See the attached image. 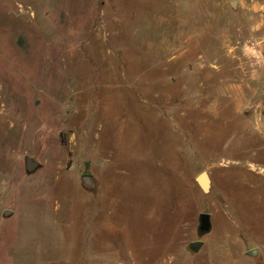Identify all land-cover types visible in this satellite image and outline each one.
Instances as JSON below:
<instances>
[{"label": "rangeland", "instance_id": "obj_1", "mask_svg": "<svg viewBox=\"0 0 264 264\" xmlns=\"http://www.w3.org/2000/svg\"><path fill=\"white\" fill-rule=\"evenodd\" d=\"M260 37L264 0H0V264H264Z\"/></svg>", "mask_w": 264, "mask_h": 264}, {"label": "water", "instance_id": "obj_2", "mask_svg": "<svg viewBox=\"0 0 264 264\" xmlns=\"http://www.w3.org/2000/svg\"><path fill=\"white\" fill-rule=\"evenodd\" d=\"M231 5L233 7H236V1H232ZM39 166H40V162L37 159L33 158L32 156L26 157V169L29 173L35 172L39 168ZM196 180L204 192H209L211 190L212 179L207 170H203L201 173H199L196 176ZM84 181L87 185H90L92 183L90 175H85ZM12 212L13 211L11 209H7L5 210L4 215L8 217L12 214ZM211 228H212L211 214L208 212H202L200 215V226H199L200 231L202 233H207L211 230ZM202 245H203L202 240H196L191 243V247L194 250H199L202 247ZM252 253H254V251Z\"/></svg>", "mask_w": 264, "mask_h": 264}, {"label": "crops", "instance_id": "obj_3", "mask_svg": "<svg viewBox=\"0 0 264 264\" xmlns=\"http://www.w3.org/2000/svg\"><path fill=\"white\" fill-rule=\"evenodd\" d=\"M249 43L250 44L256 43V44L262 45V44H264V37L256 38V39L250 41ZM246 49L248 50V53L251 56V54H252V52H251V46L250 45L249 46L247 45L246 46ZM255 62H257V61L255 60ZM257 63H256L257 66H252V68H251V69H253V71L256 70V69L259 70L258 71L259 73L255 74V78H258L259 75H263L264 74V59H263V61L257 62ZM258 80L260 81V79H258Z\"/></svg>", "mask_w": 264, "mask_h": 264}, {"label": "built area", "instance_id": "obj_4", "mask_svg": "<svg viewBox=\"0 0 264 264\" xmlns=\"http://www.w3.org/2000/svg\"><path fill=\"white\" fill-rule=\"evenodd\" d=\"M251 46V56L257 61L261 62L264 59V44L259 45L256 43L250 44Z\"/></svg>", "mask_w": 264, "mask_h": 264}, {"label": "bare ground", "instance_id": "obj_5", "mask_svg": "<svg viewBox=\"0 0 264 264\" xmlns=\"http://www.w3.org/2000/svg\"><path fill=\"white\" fill-rule=\"evenodd\" d=\"M14 127H15V125L11 126V128H10V130H9V131H11V130H12Z\"/></svg>", "mask_w": 264, "mask_h": 264}]
</instances>
